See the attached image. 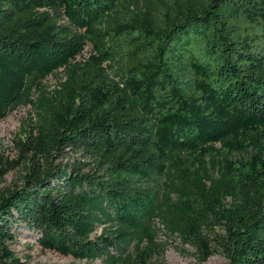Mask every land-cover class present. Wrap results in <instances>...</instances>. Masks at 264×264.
Masks as SVG:
<instances>
[{
	"label": "trees",
	"instance_id": "1",
	"mask_svg": "<svg viewBox=\"0 0 264 264\" xmlns=\"http://www.w3.org/2000/svg\"><path fill=\"white\" fill-rule=\"evenodd\" d=\"M20 106L0 264L21 226L73 260L165 264L154 221L195 264H264V0H0V121Z\"/></svg>",
	"mask_w": 264,
	"mask_h": 264
},
{
	"label": "rangeland",
	"instance_id": "2",
	"mask_svg": "<svg viewBox=\"0 0 264 264\" xmlns=\"http://www.w3.org/2000/svg\"><path fill=\"white\" fill-rule=\"evenodd\" d=\"M46 83L50 89L56 85L55 77H48ZM30 107L20 106L12 111L4 120L0 121V192L17 185L24 173L22 160L19 156L17 142L19 139L25 141L23 131L28 127ZM75 160H82L79 153L68 152L64 159L58 162L65 164ZM87 171V170H86ZM155 222L159 228L156 243L164 245L162 261L165 264H195L191 249L184 247L174 237L169 238L162 227ZM37 235L27 228L21 226L17 230V243L13 245L16 255L22 259L21 264H100L99 261L89 263L86 261L73 260L70 257H62L49 251H43L35 245ZM29 244V246H27ZM131 251V249H130ZM205 264H228L222 254L211 256Z\"/></svg>",
	"mask_w": 264,
	"mask_h": 264
}]
</instances>
